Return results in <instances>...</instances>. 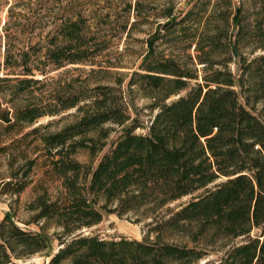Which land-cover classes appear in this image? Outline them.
I'll use <instances>...</instances> for the list:
<instances>
[{
    "label": "trees",
    "instance_id": "1",
    "mask_svg": "<svg viewBox=\"0 0 264 264\" xmlns=\"http://www.w3.org/2000/svg\"><path fill=\"white\" fill-rule=\"evenodd\" d=\"M250 8L241 4L229 16L215 0L205 17L212 28L193 29L184 16L170 29L161 23L127 80L111 77L120 66L103 59L108 45L81 11L44 44L18 47L7 33L0 91L10 98L0 102V154L9 172L0 184L16 195L40 170L28 208L55 228L47 264H198L213 252L202 264H264V53L255 54L264 51V0ZM164 16L172 20V9ZM166 37L195 38L193 67L156 50ZM67 64L88 69L79 82L41 89L50 71ZM125 81L128 93L149 100L146 125L131 119ZM69 109L73 119L55 130L33 126ZM105 214L142 224V237L93 232ZM47 247L41 231L0 218V264Z\"/></svg>",
    "mask_w": 264,
    "mask_h": 264
},
{
    "label": "rangeland",
    "instance_id": "2",
    "mask_svg": "<svg viewBox=\"0 0 264 264\" xmlns=\"http://www.w3.org/2000/svg\"><path fill=\"white\" fill-rule=\"evenodd\" d=\"M253 1L258 3L261 0H230V2L229 0H218V4L225 8L231 16L235 8L241 4L246 9H250L251 13L250 5ZM214 2L215 0H0V63L4 58L7 33H10L9 35L15 33L13 41L18 47L39 40H41V44H44L50 37L56 35L57 26L67 15L81 11L86 16L87 22L92 24V30H100L105 39L104 42L108 45L103 59L106 57L115 65L120 66L112 70L111 77L122 76L127 80L146 53L147 39L158 25L166 23L165 27L168 26L170 29L171 22L178 21L184 16L185 19L187 18V23H191L193 29L201 30L206 25L207 28H212L215 22H212L213 19L207 21L205 17ZM12 5H14V9L11 13L9 7ZM168 9H172L174 15V18L169 21L164 16ZM196 17L198 20H195ZM124 24H126L125 29H123ZM5 27H7L6 30ZM194 41L195 38L192 37L174 40L166 37L159 39L155 43V47L159 53L175 57L180 62H186L188 66L193 67L190 58L196 62ZM249 49V46H245L243 51ZM256 53H264V51L256 50ZM229 65L234 72H237L236 56H234V62H230ZM195 67L200 69L201 64H196ZM87 69L88 66L82 64H67L50 71L44 78L45 85H40V87L47 91L58 88L67 82H79ZM36 76L42 77L38 73ZM93 78L90 77L89 81ZM125 83L126 81L122 83V88H125L124 95L131 119L146 125L151 116V112L147 108L149 100L142 97L138 91L128 93ZM1 86L0 84V89ZM8 98L10 96L7 92L0 91L1 103ZM256 107V111H258L260 106L256 105ZM72 113H74V109H69L58 115H45L39 118L33 126L48 123L47 130H55L72 120ZM135 131L145 132L146 128L138 127ZM116 134L112 133V137H115ZM76 157L80 161L88 159L85 151H79ZM19 161L22 163L21 160ZM8 172L7 158L0 154V181L7 179ZM29 175L33 181L16 195L3 192L0 184V218L6 215L13 219L19 227L33 232L41 231L47 238L48 247L46 250L27 259H17L15 263L47 264L50 255L57 248V239L54 236L55 228L50 224H45L43 219L34 220V212L28 208L29 203L36 195L33 182L39 177L40 170L34 168ZM91 230L103 237L126 235L140 239L143 234L142 224L133 223L127 218H120L115 214H105L103 220L93 226ZM218 253L213 252L206 259L216 258ZM206 259L200 260L198 264H202Z\"/></svg>",
    "mask_w": 264,
    "mask_h": 264
}]
</instances>
